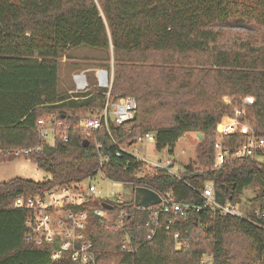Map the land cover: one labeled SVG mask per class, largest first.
<instances>
[{"label": "trees", "instance_id": "trees-1", "mask_svg": "<svg viewBox=\"0 0 264 264\" xmlns=\"http://www.w3.org/2000/svg\"><path fill=\"white\" fill-rule=\"evenodd\" d=\"M81 45L111 49V93L136 99L133 129L123 140L150 130L156 149L172 151L184 133L201 134L196 159L182 166L179 177L155 165L136 175L141 162L125 164V156H114L115 143L103 128L77 127L78 119L95 112L105 98L95 91L66 104L58 94V58ZM224 94L253 97L238 118L264 138V0H0V148L40 143V117L68 125L66 138L56 135L51 151L24 156L50 178L0 181V264H80L67 257L52 260L48 248L26 240L28 210L13 201L95 172L96 142L107 156L108 177L159 191L171 188L177 201L200 206L184 217L161 214L157 231L145 239L149 211L135 209L133 195L113 203L116 211L130 213L126 225L140 243L131 254L121 252L123 232L93 217L89 229L101 258L196 264L206 254L209 264H264V158L227 159L212 168L217 127L224 114L233 116ZM61 106L68 110L55 111ZM246 134L238 127L223 136V144L232 148ZM14 158L0 154V162ZM208 182L220 203L236 202L245 186L258 184L248 201L262 213L246 219L202 207L201 190ZM173 231L179 232V246Z\"/></svg>", "mask_w": 264, "mask_h": 264}, {"label": "built area", "instance_id": "built-area-1", "mask_svg": "<svg viewBox=\"0 0 264 264\" xmlns=\"http://www.w3.org/2000/svg\"><path fill=\"white\" fill-rule=\"evenodd\" d=\"M252 100V96H245L242 102L234 107L233 117L219 125L221 128L217 130V135L213 142L212 168L219 167L227 159L246 157L256 159V156L264 158V138L256 135L249 123L245 125L246 128L244 130L247 134L241 143L228 148L224 146L222 140L224 135L243 125V121L238 117L244 113L245 105L251 103ZM136 110L137 102L133 95L120 96L115 100H111L107 95L103 104L95 112L86 114L78 119L77 127L86 132L103 128L112 142L115 143L114 156H125V164H129L132 159L141 162V165L137 166L136 175L143 172L144 168L155 165L165 169L169 174L179 177L182 167H176L173 159L167 158L164 161L158 159L157 162H151L138 155L140 151L139 145L144 146L146 150V146L151 143L156 149L152 131L136 132L129 137L128 141L123 140L126 133L133 129L131 121ZM114 126L121 130L119 134L115 133ZM67 127V124H63L60 119L55 117H40L38 119V131L41 139L49 134L53 137V140L59 134L66 138L64 129ZM59 128L63 131L60 132ZM45 145L48 144L41 141L35 146L4 147L0 148V154L24 157L30 153L43 150ZM95 146L99 156V165L95 172L77 182H68L27 195H19L14 199L13 206L28 210L24 221L26 227L25 239L36 246L48 248L49 257L52 260H60L67 257L80 264H132V262L130 263L127 260L107 261L101 258L100 252L91 238L89 225L91 218L96 217L100 221L105 222L106 228L121 230L123 234L119 243L120 251L133 253L140 243V237L135 235L126 225L125 217L126 215L129 217L130 213L125 208L115 210L113 203L122 202L126 198L124 197L125 193H127L125 190H116L115 188H122L131 184V188L127 193L128 197L134 194L136 186L143 184H135L130 180L108 177L104 171V163L107 160V156L103 153L100 142H96ZM98 171L101 172L102 177L108 183V191L106 190V192L94 182ZM153 190L160 196L159 202L146 206L135 205L133 202L135 209L149 211V215L143 223L147 226L145 239L151 238L157 231L161 214L172 213L175 216L184 217L190 208H200L199 205L174 199L171 188L165 191ZM201 196L202 207L224 214L251 219L262 213L260 206L257 204L252 205L250 213H243L236 202H218L210 182L204 184ZM103 202L111 204V207H104L102 205ZM171 222L172 218L168 217V223ZM140 225V223H137L136 229L140 228ZM172 236L176 240V245H181L178 240L179 232L173 231ZM196 264H209L207 255L203 254Z\"/></svg>", "mask_w": 264, "mask_h": 264}, {"label": "rangeland", "instance_id": "rangeland-1", "mask_svg": "<svg viewBox=\"0 0 264 264\" xmlns=\"http://www.w3.org/2000/svg\"><path fill=\"white\" fill-rule=\"evenodd\" d=\"M187 64V63H186ZM113 78V58L111 49L105 51L99 48L89 46H77L69 48L65 53L58 58V94L64 103L75 101L78 97L89 96L95 91H100L104 97L107 95L111 100H115L120 95H113L111 93V83ZM132 95V94H128ZM124 96V95H123ZM224 103H228L234 109L239 105L244 97L237 95L224 94L221 96ZM55 108V111L67 109V106ZM68 110V109H67ZM233 115V114H232ZM231 116L230 118H232ZM226 114L222 116L220 125H222L228 118ZM248 122L243 120V125L240 128L245 129ZM218 130V129H217ZM217 135V132H216ZM44 138V137H43ZM42 141L48 145H52L53 137L49 134ZM200 138L196 132H186L178 138L172 151L167 147L160 150L154 149L150 143L145 147L139 145L140 151L138 155L151 161L157 162L158 159L164 161L167 158L175 161L176 167H182L189 161L196 159L197 151L200 148ZM257 160H262L261 156H256ZM24 177L35 181H43L50 178V175L37 167L36 164L29 158L18 156L10 161L0 162V181H5L13 177ZM95 184L106 192L108 183L98 171ZM258 184L248 185L243 188L242 194L236 204L243 213H250L252 210V203L248 201V197L253 196ZM131 188V184L124 187H116V190H125L127 193ZM108 191V190H107ZM124 195V197H127Z\"/></svg>", "mask_w": 264, "mask_h": 264}, {"label": "water", "instance_id": "water-1", "mask_svg": "<svg viewBox=\"0 0 264 264\" xmlns=\"http://www.w3.org/2000/svg\"><path fill=\"white\" fill-rule=\"evenodd\" d=\"M221 127L218 126L217 129H220ZM198 137H201V134L198 133ZM45 151H51L52 148L49 145L44 146ZM230 198V197H229ZM160 201V196L158 193L153 190L150 187L144 186V185H138L134 188V194H133V202L135 205H149L154 204ZM102 205L106 208H110L111 204L103 202Z\"/></svg>", "mask_w": 264, "mask_h": 264}]
</instances>
